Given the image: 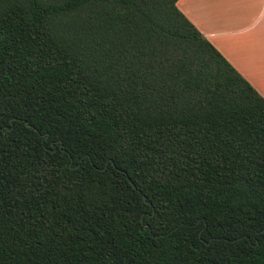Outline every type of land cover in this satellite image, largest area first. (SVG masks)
<instances>
[{
    "label": "trees",
    "instance_id": "trees-1",
    "mask_svg": "<svg viewBox=\"0 0 264 264\" xmlns=\"http://www.w3.org/2000/svg\"><path fill=\"white\" fill-rule=\"evenodd\" d=\"M177 0H0V264H264V97Z\"/></svg>",
    "mask_w": 264,
    "mask_h": 264
},
{
    "label": "crops",
    "instance_id": "crops-1",
    "mask_svg": "<svg viewBox=\"0 0 264 264\" xmlns=\"http://www.w3.org/2000/svg\"><path fill=\"white\" fill-rule=\"evenodd\" d=\"M176 4L264 97V0H177Z\"/></svg>",
    "mask_w": 264,
    "mask_h": 264
}]
</instances>
